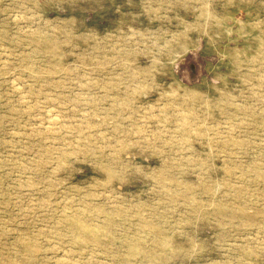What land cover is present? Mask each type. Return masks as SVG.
Returning a JSON list of instances; mask_svg holds the SVG:
<instances>
[{
    "label": "rangeland",
    "instance_id": "1",
    "mask_svg": "<svg viewBox=\"0 0 264 264\" xmlns=\"http://www.w3.org/2000/svg\"><path fill=\"white\" fill-rule=\"evenodd\" d=\"M0 264H264V0H0Z\"/></svg>",
    "mask_w": 264,
    "mask_h": 264
},
{
    "label": "bare ground",
    "instance_id": "2",
    "mask_svg": "<svg viewBox=\"0 0 264 264\" xmlns=\"http://www.w3.org/2000/svg\"><path fill=\"white\" fill-rule=\"evenodd\" d=\"M190 29V27H188V26H185V31H187V30H189ZM178 38H179V36H178ZM180 39V38H179ZM180 42H181V47L179 48V50L176 52V54H175V58L173 59V62L175 61V60H177L178 59V57H181V56H183V55H185L187 52H188V46H185V45H182V41H181V39H180ZM166 48H168L169 49V52H171L170 50H171V45H170V43H169V46L168 45H166L165 46ZM126 74H129V73H127L126 72ZM132 74V78H137V76L140 74V73H131ZM130 74V75H131ZM135 87H134V90H133V93H136V94H143V93H145V91H147V89L149 88L147 85H145V84H143V83H139V80L138 81H136V83H135ZM184 91V94H183V96L185 97V98H187V99H190V98H192L193 96H195L192 92H190V90H188V89H184L183 90ZM123 104V103H122ZM116 107H119V105L118 104H116ZM253 217V216H252Z\"/></svg>",
    "mask_w": 264,
    "mask_h": 264
}]
</instances>
